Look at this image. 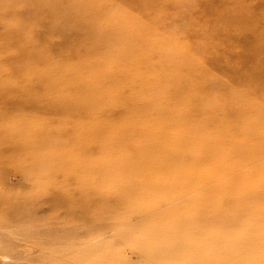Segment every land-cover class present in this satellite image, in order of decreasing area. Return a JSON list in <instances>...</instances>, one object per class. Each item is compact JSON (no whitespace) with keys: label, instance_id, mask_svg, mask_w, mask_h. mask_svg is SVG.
I'll return each mask as SVG.
<instances>
[{"label":"rangeland","instance_id":"374dc122","mask_svg":"<svg viewBox=\"0 0 264 264\" xmlns=\"http://www.w3.org/2000/svg\"><path fill=\"white\" fill-rule=\"evenodd\" d=\"M0 264H264V0H0Z\"/></svg>","mask_w":264,"mask_h":264},{"label":"bare ground","instance_id":"6f19581e","mask_svg":"<svg viewBox=\"0 0 264 264\" xmlns=\"http://www.w3.org/2000/svg\"><path fill=\"white\" fill-rule=\"evenodd\" d=\"M182 46H184V42H183ZM186 61H187V59L184 61V57H183V63H182V60L181 61H178V65H176V67L175 66L172 67V69L174 71L171 72V73L168 72L170 74L175 73V77L172 78V81L171 82H173V83H179V78L182 79L184 77V74H182L181 72L179 74H176V73L178 72V69L184 70L183 68L185 67V65L190 63L189 61L186 63ZM168 63H167V65H168ZM216 63H218V62L213 59V60H206V61H204L203 64L206 65V66H209V65L216 64ZM53 66H54V68L52 69V72L54 74H56V76L58 75L59 89L60 90L66 89V90H64V93L67 92L66 93V96H64L63 98H62V96L59 97V100L62 98L60 100V105H62L61 106V109H60L61 113L62 114L63 113H67L68 111L70 113L73 110V109H69L67 111H63V109H65L66 103H68V102L70 104L72 103L74 106L76 105V103H79L77 105H81V103H83V105L84 104L87 105V100H86L87 98L86 97H87V94H88V91H87L88 85L85 87L86 82L83 80V79L86 80V78L84 76H87V71H86L87 70V68H86L87 65H84L83 66V65H81L80 63L77 62V63H72V64H69L67 66H64V63L63 64H60L58 62L57 64H53V65L50 64L49 65V68H48L49 71H50L51 67H53ZM55 66H58V68L55 67ZM221 66H223V65L221 64ZM79 70H82L83 71L84 76L82 77L83 79L79 80V83H78V80L77 81L75 80L74 74H76L75 72L76 71H79ZM10 72H12V71H10ZM37 72L38 71H34L33 72V71H30V70H27L26 73H25V71L23 70V68H21V75H23L21 77L24 78V80H25L26 89H28L29 94H31V91H33L34 88H37V86H35L36 83L33 84V80L38 79L40 76H41V79H40L41 89L44 90L45 87H48L49 88V79H45L46 76L43 75L42 72H41V75L39 73V76H37ZM30 73H32V74H30ZM70 75H72V76L70 77ZM166 76H167V74H166ZM64 77L73 78V80H75V81L74 82H70V81L68 82L67 80L60 81V79H62ZM229 77H230V75L227 78H229ZM51 79H54V77L51 78ZM4 84L7 85V82H5ZM77 84H78V86H77ZM66 85H68V86L66 87ZM95 87H96V89H99L100 91H93L90 94H88L89 102H93L92 99H90L91 97H93V100L96 98L95 101L97 103H99V100L100 99H103V98H104V100H105V98H107V99L110 100V98L107 97L106 91L105 92L104 91L102 92V90H103L102 89V86H98L95 83H93V84L90 85L89 88L93 89ZM82 89H85V90H82ZM259 92L260 91H258V90L256 91V95L257 96H259ZM45 98L47 100H49L48 97H45ZM72 98H73V100H72ZM105 102H106V100H105ZM105 104H107V103H105ZM89 107H90V105H89ZM75 109H76V107H75ZM48 125H50V126L48 127ZM43 126H44V129L41 130V132L43 131V139H42L41 142L44 143L46 146L49 145V148L50 147L53 148L52 151H54V149H57V153H56L57 155H55V157L54 156H50L47 159H45L44 161H42L41 164L43 165V168H44V166L46 167V165H48V167L60 168L61 170H63V168H66V169H69L70 167L72 168V166H70V161H68L66 157L61 156V151H62V149H64V148H61V145L63 144L62 142L65 139V134H67V129L64 128V127H62V126L60 127L59 125H55V128L53 129V131H51L50 130L51 124H48L47 123L46 125L43 124L42 127ZM80 129H82V128H79L77 130L75 129V133L77 131H79ZM41 132H40V134H41ZM99 132L101 134L102 130H100ZM45 133H46V136H45ZM67 137H68V139H70L69 136H67ZM119 137L124 138V136L122 134L121 135H117L116 138H119ZM40 139H41V136H40ZM76 139H77V137H76ZM99 147H101V146H99ZM94 149H96V148H94ZM94 149H92V148L89 149V153L90 154H93L95 152ZM88 168L91 169V170H94V169L96 171L98 170V172H100V173H104L105 172L104 171L105 169H110L112 171H115V169H120V168L114 167V166L113 167L112 166L111 167L110 166L108 167L107 165L104 166V167H92L91 166V167H88ZM217 214L220 217L222 216L221 213H218L217 212Z\"/></svg>","mask_w":264,"mask_h":264}]
</instances>
